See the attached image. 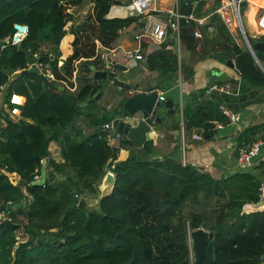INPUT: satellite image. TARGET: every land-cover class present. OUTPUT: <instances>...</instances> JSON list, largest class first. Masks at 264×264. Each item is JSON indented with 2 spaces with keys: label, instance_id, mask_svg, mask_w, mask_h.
<instances>
[{
  "label": "trees",
  "instance_id": "1",
  "mask_svg": "<svg viewBox=\"0 0 264 264\" xmlns=\"http://www.w3.org/2000/svg\"><path fill=\"white\" fill-rule=\"evenodd\" d=\"M85 1L0 0V92L6 86L7 105L12 93L25 97L18 117L0 114V213L5 215L0 217V264H194L190 233L201 226L213 232L204 264H261L264 207L245 210L247 204L260 201V182L251 174L218 179L171 158L129 155L120 160L121 148L131 144L121 140V147L111 145L110 137L117 134L101 128L110 117L97 119L88 134L76 124L86 108L82 104L99 92L91 66L105 68L95 39L111 47L122 30L139 21L137 16L107 17L112 5H123L124 0H91L93 12L75 25L68 10ZM222 2L208 5L202 0L195 8L196 17L214 12L210 22L200 26L198 51L230 56L243 79L264 86V52H256L258 61L247 46L236 43L227 21L215 12ZM240 7L243 14L246 2ZM71 21L74 53L60 65V44ZM15 23L30 28L20 44L8 42ZM249 39L254 44L264 37ZM171 41L164 43L163 51L148 56L151 70L177 68L176 55L166 49ZM77 61L80 82L73 93L68 85H73L69 80ZM34 62L51 65L52 80L35 73L14 77ZM205 93L193 94V102L185 107L187 127L209 131L216 123L229 124L217 103L198 102ZM261 128L243 133V146L252 143L250 136ZM51 142L59 144L62 162L52 159ZM144 147L151 152L153 141ZM44 159L47 181L33 185ZM6 167L20 176L17 184L1 172ZM110 170L116 176L115 189L100 198V186ZM79 197L85 201L83 208ZM86 197L100 198L98 207L89 209ZM201 198L206 201L203 209L186 211ZM21 229L28 235L23 240L18 237Z\"/></svg>",
  "mask_w": 264,
  "mask_h": 264
},
{
  "label": "crops",
  "instance_id": "2",
  "mask_svg": "<svg viewBox=\"0 0 264 264\" xmlns=\"http://www.w3.org/2000/svg\"><path fill=\"white\" fill-rule=\"evenodd\" d=\"M130 1L124 0L125 4L123 5H112L107 17L131 16L127 8ZM213 1L207 2L208 5H211ZM244 1L246 7L241 15L245 32L248 37L261 39L264 37V24L261 23L264 16V0ZM183 3V0H156L155 7L159 9L158 12L153 11L151 14L139 17L138 23L121 31L120 37L111 47L99 43V52L101 56L103 55L105 67L109 64L108 59L112 58L130 68L129 71L120 74L126 76L127 81L132 84L133 93L157 91L159 95L163 94L165 99H172L175 105L180 106L177 112L170 117L164 115L162 125L154 129L151 152L145 151L144 146L137 147L133 144L128 149L121 148V151L127 150L126 158L129 155H137L150 160L176 159L183 164L203 169L218 179L239 173H249L260 184L264 183V166L255 163L249 169H244L241 166L240 157L235 155L237 147L241 151L246 146H243L244 142L241 141V136L249 129L263 127L250 138H253V141L264 138V86H254L243 79L237 67L236 69L232 68L214 57L218 54L202 55L199 53L197 42L203 34L200 26L208 24L214 12L196 17L197 4H194L193 12L184 14L181 12ZM229 5V0H223L222 6L215 12L220 13L227 21L236 43L240 47L247 46L239 23L233 24L229 18L225 17V14H228ZM94 6V2L88 0L70 8V11L78 12L83 17L81 20L75 19V25L82 23L84 18L93 12ZM171 10L178 11L180 18L183 15H186L187 18V24L184 26L180 24L179 18V29L177 31L169 29V36L166 40V42L169 39L173 40L166 44V49L176 55L177 68L164 71L151 70L147 64V58L149 55L163 51L164 43H158L151 39L145 34V30L151 20H174L175 18L169 15ZM142 21L145 22L144 26L141 25ZM193 22L198 25L195 26ZM72 23L73 21L67 25L66 28L69 32L60 44V65L74 53L75 34L71 32ZM139 36L141 38H138ZM240 36L243 38L241 39ZM259 41H264V39ZM168 44L171 45V48H167ZM139 52L146 57L145 60L134 61L128 56L130 53ZM231 59L235 63V60ZM79 67L80 62L77 61L76 68L79 69ZM69 82L73 83L72 87H70L71 84L68 85L69 90L73 93L77 92L80 82L77 79V74L73 75ZM101 82L104 85L103 96L95 101V108L93 107L92 111H88V109L82 111L76 119V124L81 126L86 134L95 130L93 124L97 119L102 120L104 114L110 113V121H106L101 127L107 129L106 124H111L115 118L117 104L114 103L113 96L124 92L119 87L112 86L107 80ZM221 87H225L226 90H221ZM201 90H206V93L201 96L202 98L198 102L203 100L212 104L217 103L222 111L225 109L236 115V120L227 125L222 124L221 127V123H216L215 127L211 129L216 132H213L208 138L203 137L205 130L187 127L184 115L185 107L193 102L192 95ZM109 130L117 134L113 128ZM195 134H200L202 139H196ZM110 143L113 146L121 147V137H111ZM256 207H258L257 204L249 203L245 206V210L252 211ZM190 243L192 248L191 240ZM261 264H264V261Z\"/></svg>",
  "mask_w": 264,
  "mask_h": 264
},
{
  "label": "water",
  "instance_id": "3",
  "mask_svg": "<svg viewBox=\"0 0 264 264\" xmlns=\"http://www.w3.org/2000/svg\"><path fill=\"white\" fill-rule=\"evenodd\" d=\"M181 12L189 14L193 12L194 4H198L202 0H183ZM234 7L238 23L244 33L245 41L247 46L258 60L257 51L264 52V41H257L254 44L251 43L247 33L245 32L241 12L239 6L234 0ZM180 24L186 25L187 18L183 15L180 18ZM219 61L227 64L228 66L236 69V64L230 56L226 54H218L214 56ZM109 64L103 69H97L95 66H91L94 72L93 84L99 89V92L88 101L82 104L83 107L94 103L96 100L103 96V83L101 81L107 80L114 87H119L124 92L113 96L114 103L117 104L115 109V118L111 123L112 128L127 143L133 144L137 147H142L146 143L153 141L154 129L163 123V116L170 117L175 114L180 106L175 105L172 99H161L157 91L150 92H138L132 93V84L127 81L126 76L121 75V72L129 71V67L125 66L112 58L108 59ZM259 61V60H258ZM49 68L51 65L48 66ZM238 71V70H237ZM27 73L38 74L43 79L52 80V77L45 75L35 65L32 68L18 71L14 74V77H19ZM64 87L61 86V89ZM216 131H205L203 137L208 138ZM235 155L239 158L241 155L240 149L237 147ZM127 156V150L121 151L120 160L125 159ZM47 181V159L43 160L41 178L33 182V185H44ZM117 180L115 173L108 171L105 175L103 182L100 186L102 198L105 195L111 194L116 186ZM81 200V197H79ZM80 205L83 208L85 201L81 200ZM258 207L264 206V201L257 203ZM213 238V232L199 227L196 230L191 231L190 240L192 241V250L194 253V264H204V259L207 251L208 244Z\"/></svg>",
  "mask_w": 264,
  "mask_h": 264
},
{
  "label": "built area",
  "instance_id": "4",
  "mask_svg": "<svg viewBox=\"0 0 264 264\" xmlns=\"http://www.w3.org/2000/svg\"><path fill=\"white\" fill-rule=\"evenodd\" d=\"M205 1L211 2L212 0H205ZM242 1L244 0H236L239 8ZM155 2L156 0H131L127 5V8L131 16L143 17L145 15L151 14L153 11L154 12L159 11V9L155 7ZM169 15L175 19L174 20L171 19L168 21L151 20V22H149L148 26L146 27L145 34L158 43H165L169 36V29H173L174 31H177L179 29V18H180L179 12L175 10H171L169 12ZM261 23L264 24V16L261 19ZM210 29L212 30V28ZM29 32H30L29 25L25 23H15L12 37L8 42H12L13 44H20L27 38ZM196 35H198V33H196ZM141 36H139L138 38H141ZM167 48H171V45L168 44ZM128 56L134 61L137 60L142 61L146 59V57L140 52L130 53ZM34 65L38 67L45 75H49L53 78L52 72L49 69V67L44 66L42 63L34 62L30 64L29 68H32ZM5 88L6 86H3L0 92V114L2 111H5L8 112L12 118H16L21 113V107L25 103V97L17 93H12L9 100L10 104L7 105L5 101ZM220 89L226 90L225 87H221ZM160 98L165 99V96L161 94ZM223 110H224L223 112L230 118V121L233 122L236 120V115L230 113L229 111H226L225 109ZM220 126L222 127L223 125L220 124ZM106 128L111 129L112 125L106 124ZM195 138L202 139V136L200 134H195ZM239 159L241 166L244 169H249L255 163L264 166V138L256 139L252 141V143L243 147ZM40 178H41L40 175H36L35 181L39 180ZM259 189H260V193H259L260 201H264V183L260 184ZM4 216H5L4 213H0V217H4Z\"/></svg>",
  "mask_w": 264,
  "mask_h": 264
},
{
  "label": "rangeland",
  "instance_id": "5",
  "mask_svg": "<svg viewBox=\"0 0 264 264\" xmlns=\"http://www.w3.org/2000/svg\"><path fill=\"white\" fill-rule=\"evenodd\" d=\"M230 1V5L228 6V9H227V12H228V14H225V17H227V18H229L232 22H233V24L234 23H236V24H238V19H237V15H236V10H235V7H234V4H233V1L234 0H229ZM241 8V7H240ZM239 8V9H240ZM69 12H71L72 14H73V16H74V19H73V21H75V19H79V20H81L83 17H82V15L81 14H78V12H72V11H70V10H68ZM241 12V11H240ZM92 13V12H91ZM90 13V14H91ZM90 14H88V16L90 15ZM87 16V17H88ZM87 17L86 18H84L85 20L87 19ZM241 17H243L242 15H241ZM76 20V21H77ZM72 22V21H71ZM90 33L93 35V36H96V32H93V31H90ZM82 35V34H81ZM241 37V39L243 38L242 36H240ZM99 43H101V41L99 40V39H95V45H96V50H97V54L102 58V56L100 55V52H99ZM95 58V57H94ZM103 59V58H102ZM78 62H80V61H78ZM75 67H76V63H75ZM80 68V67H79ZM78 73V69L76 68V70L74 71V75L75 74H77ZM85 73V72H84ZM92 75H94V72H93V74ZM96 103H92L91 105L89 104L88 106H86V108H85V110L86 109H88V111H92V109H94L95 107H94V105H95ZM94 107V108H93ZM96 113H98V112H96ZM111 115H110V113H107V114H104V117H102V120H106V119H109V117H110ZM59 149H60V146H59V144L57 143V142H51L50 143V145H49V150H50V153H51V157H52V159H54V160H56V161H58V162H62L63 160H62V158H61V156H60V154H59ZM1 172H4V173H6L8 176H9V178L11 179V181H13L15 184H17L18 183V181L20 180V176L17 174V172L16 171H11V170H9L7 167L6 168H2L1 169ZM40 176H41V171H40ZM99 199L100 198H89V197H86V201H87V207L89 208V209H93V208H95V207H98V203H99ZM200 201L199 202H192L188 207H187V209H186V211H199V210H201V209H203L204 207H205V205H206V201L203 199V198H201V199H199ZM206 229V228H205ZM18 237L20 238V239H25V238H27L28 237V235H27V233L25 232V230L24 229H21V230H19L18 231Z\"/></svg>",
  "mask_w": 264,
  "mask_h": 264
}]
</instances>
